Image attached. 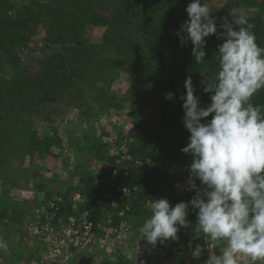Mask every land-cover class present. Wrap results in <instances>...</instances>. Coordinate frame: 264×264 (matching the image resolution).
Wrapping results in <instances>:
<instances>
[{"label":"trees","instance_id":"obj_1","mask_svg":"<svg viewBox=\"0 0 264 264\" xmlns=\"http://www.w3.org/2000/svg\"><path fill=\"white\" fill-rule=\"evenodd\" d=\"M189 3L191 0H0V142L20 135V128L26 120L36 125L42 123L39 118L48 122L46 115H42L43 100L74 109L80 120L79 134L72 135L74 131L67 129L64 137L62 135L65 134H60L56 128L53 134L46 131V137L39 138L37 144H28L25 159L19 166L13 167L15 164L9 161L10 150H2L0 171L4 181L0 185L5 188H0L1 211L7 206L3 203L7 193L5 185H16L18 179L24 178L23 167L28 172L38 166L40 158H59L52 152L55 146L64 156L69 154L68 158L81 159L83 145L87 142L88 151L96 149V163L82 171L75 184L67 185L61 181L62 187L57 193L63 199L58 203L56 219L74 212L75 192L84 194L87 200L78 206V210H88V218L96 225L101 224L98 230L101 240H107L109 229L119 228L124 221L130 226L125 235L132 241L130 246L125 250L116 248L114 260H101L98 264H137L132 249L136 247L138 236L141 238L138 228L150 216L147 194L157 193L158 199L166 198L172 206L179 203L172 189L165 190L166 183L173 182L178 165L190 166L192 162L191 154L181 151L187 146L190 136L183 125V101L180 99L186 95L185 81L189 77L192 79L200 106L209 105L212 93L203 91L205 85L202 82L214 76L218 68L217 46L224 42L222 38L217 39V35L205 38V63L196 64L191 41L181 46L176 35L188 18L185 9ZM233 3L253 7L254 13L247 18L255 25L257 44L264 47L261 37L264 34V0ZM111 12L116 18L110 20L107 13ZM220 18H215L217 34L223 31L220 24L224 19ZM103 25L108 26L105 34L104 31L99 35L92 32L95 26ZM234 30L238 28L234 26ZM39 32L41 36L36 43L41 42L42 47L33 45L32 49V40ZM81 35H90V38L81 41ZM36 53L43 56L35 58ZM28 54L29 59L26 58ZM35 61L36 65L30 68L29 64ZM128 74L137 77L128 83L124 92L116 91L121 78ZM169 92L173 93V99L166 100L165 95ZM92 101L104 105V114L108 117L123 116L121 124L126 129H105L107 132L104 134L101 131L97 133L95 128L90 131L89 126L94 121L97 127L101 123L99 110H95ZM251 102L264 105V89L259 90ZM211 118L210 115L206 119ZM111 133L117 135V143L124 140L131 143L132 160L122 165L114 162L110 154L111 143L106 140ZM72 136H75L73 140L70 139ZM147 156L153 161L168 164L172 171L135 165L136 158ZM8 162L12 166L8 167ZM64 162H68L67 159ZM82 164V161L77 163V168ZM126 168L131 171L128 183L136 185L142 194L123 196L117 192L114 184L120 181V175ZM53 180L57 179L36 183V200L41 203L53 200L50 197L53 190L48 189V182ZM197 182L201 187L199 180ZM108 192L116 195L112 199L106 198ZM194 195L195 190L188 194V201ZM197 211L189 206L188 225L180 227L177 240L157 243L165 251L162 259L153 258L152 245L139 240V253H151L152 256H147L150 261L146 257L144 261L150 264H204L209 252L205 255H200V252L208 247L210 239L203 233H194ZM108 240L112 241L111 237ZM116 245L120 246V242ZM221 246L210 240V249L218 255ZM84 260L83 255L77 254L72 264H82Z\"/></svg>","mask_w":264,"mask_h":264},{"label":"clouds","instance_id":"obj_2","mask_svg":"<svg viewBox=\"0 0 264 264\" xmlns=\"http://www.w3.org/2000/svg\"><path fill=\"white\" fill-rule=\"evenodd\" d=\"M185 11L188 19L176 35L181 46L191 41L196 64L205 63V38L217 35L224 41L217 46L214 76L202 82L203 91L212 93L211 103L200 106L190 77L180 97L183 125L190 133L181 151L192 156L187 190L195 195L174 206L166 198L148 200L150 216L138 228L140 240L152 246L177 240L191 206L198 210L194 233L223 245L220 255L209 250L204 264H264V105L251 102L264 89V47L257 44L255 25L242 8L230 9L232 21L225 18L219 34L208 0H191ZM165 99H173V93ZM7 249L0 237V251Z\"/></svg>","mask_w":264,"mask_h":264},{"label":"rangeland","instance_id":"obj_3","mask_svg":"<svg viewBox=\"0 0 264 264\" xmlns=\"http://www.w3.org/2000/svg\"><path fill=\"white\" fill-rule=\"evenodd\" d=\"M16 1L21 2L22 0H16ZM233 1H239V0H211L209 2L211 7H212V11H213V13L211 15L215 18L217 16H220L221 17L220 19L227 18V20L229 22H231L232 17L229 16L228 13H229L230 9L233 7L244 9L245 12L247 13V17H249L252 13H254L253 7L234 4ZM258 1H261V0H258ZM107 16L110 20L113 18H116L115 14L113 12L107 13ZM103 31H104V34H105V32H108V26H106V25L95 26L92 29V32L94 34L96 33V35L101 34ZM40 36H41V33L39 32L37 34L36 38L32 40V43H33L31 45L32 49H34L33 45H34V47H36V45L39 47H42L41 42L36 43L37 40H39L37 38H40ZM91 37H92V35H91ZM261 37L263 39L262 41L264 42V34L261 35ZM79 38L81 41H88L90 38V35L89 36L88 35H86V36L81 35ZM42 56H43L42 53L40 55L38 53H36V56L34 55L35 58H39ZM26 58L29 59L31 57L28 54L26 56ZM36 63H37V61L29 64V67L33 69V67L36 65ZM90 63H91V61L88 62V66L90 65ZM136 77L137 76L133 75V74H131V75L128 74V75L123 76V78H121L120 84H118L120 86L116 87V89H117L116 91L122 90L121 92H124L123 90H126L128 83ZM91 103H92V105L95 106V110H97V109L99 110L100 116L98 118H99L101 123H100V126H98V127L95 125V121L93 122L94 124L92 123L91 126H89V124H88L90 131L91 130L93 131V129L95 128L97 133H100V131H101V133L104 134V132H107L105 129H110L111 131H113V129L118 130L120 128H123L122 131H124L126 129V126L121 124L124 122L123 116H120L119 120L113 121L115 119L113 116L111 118V117L106 116V114H104L105 113V110H104L105 106L104 105L101 106L100 103H98V102L94 103V101H92ZM42 105L45 106L43 108L42 115L43 116L46 115V120H49L48 122H45L43 120V118H39L38 121L42 122V123L36 125V124H33V122L31 120H26L20 128V130L22 131V133L20 135H17L15 137L10 136L7 139H2L1 140L2 142H0V159H1V152L4 148H6L7 150H10L11 153L9 155V161L11 163L15 164V165H13V167L21 165L20 163L25 159L26 146H28V144H30V145L34 144V143L37 144L39 138L44 139L46 137V131H49L50 134H53V130L58 128L60 130V134L62 132H63L62 134H65V135H62L64 137L67 136L66 135L67 129H69L70 131H74L73 132L74 134H72V135H76L77 133L79 134L78 131H79L80 120H79V115H76V111L74 109H68L62 103L57 104V103L47 101V100H43ZM83 110L84 111L86 110L85 106H84ZM95 110H93V111H95ZM98 118H96V120ZM85 125H87V123ZM80 132L83 133L82 131H80ZM80 136H81L80 139L82 138V140L85 143V141H86L85 138H83L82 134H80ZM73 137H75V136L70 137V139L73 140ZM109 137H106V140L107 141L108 140L113 141L117 137V135L114 133H111L109 135ZM113 137H115V138H113ZM66 140L67 139L65 138V141ZM86 144H87V142L85 143V145H83L81 159L77 158L76 160H73L72 158H68V156H70L69 154L64 156L63 153L58 152L59 150L55 146L52 148V152H55V154L58 155L59 158L54 159L52 157H47V156L40 158L37 161L38 166L29 170L28 172H25V168L23 167L22 170H23V175H24L23 177L24 178L18 179L19 183L16 182L18 186L13 185V184L5 185L6 189L9 193H6L5 202H3V203H5V205H8V206L14 205L15 202L10 197H13V194L15 193V191H17V187L19 189H22V190L26 189L27 195L31 194L29 196L30 199H28V200L36 199L37 198L36 196L38 194L37 188H36V183H40L44 179H46V180H49L50 178H52V179L56 178L57 179V180H53V182H48V185H49L48 189H51V191L53 190V194L50 195V197H54L55 195L58 194L56 191H58V189H60L62 187L61 181L65 182L67 185L75 184L78 180L79 175L82 174L81 172L84 170H88L90 167H92V165H94V163H96V161H95L96 155H97L96 149H94L93 151L92 150L88 151V148H86ZM71 150H72V148H71ZM35 158H36V156H35ZM64 158L67 159L68 162H64V160H65ZM36 160H37V158H36ZM59 160H61V162ZM78 161L79 162L82 161V163H83L81 165V168H77V163H79ZM7 165H8V167L12 166V164H10L9 162ZM67 165H68V167H67ZM83 165L85 168L83 167ZM26 173H28V174H26ZM58 173H60V174H58ZM4 176L8 177V175H4ZM58 179H59V181H58ZM3 181L4 180L1 176V171H0V184L3 183ZM24 181H27V183H24ZM22 185H23V187H22ZM79 185H82V183ZM0 186H1L0 188H2V189L5 188V187L3 188V185H0ZM32 188L35 189L34 194L31 193ZM22 194H23V192H22ZM19 202H20V200H19ZM22 203L26 204L27 202H22ZM139 240H140V237L138 236V238L136 239V247H135V249H132V251L134 253L133 255L136 256V258L134 256V261H137L139 259V261H138L139 263H137V264H148V263L150 264V262H148L150 260L147 256L148 255L151 256V253L150 254L148 253L147 255H146V253H143L144 255L139 253V252H141L137 246V242ZM129 242H132V241L129 240ZM129 242L125 245V247H127L129 245ZM116 246L117 245H115L114 247L120 248L119 245L117 247ZM150 247L153 249V252H154V253H152L153 258L155 257V259L157 258V260H160L164 257L163 256V254L165 253L164 248L161 249L158 244H156L155 246H150ZM121 248L124 249V245ZM21 249L24 250L25 247H21ZM209 250H211V249H209ZM116 251H118V250H116ZM114 254H115V252H113V250L110 249V250H108V254H106L105 256H104V254H101L100 256L102 258L107 257L106 261L109 262L111 256ZM13 255H14V253H13ZM144 258L148 259V261L147 260L144 261ZM132 259H133V257H132ZM165 264H167V263H165Z\"/></svg>","mask_w":264,"mask_h":264},{"label":"built area","instance_id":"obj_4","mask_svg":"<svg viewBox=\"0 0 264 264\" xmlns=\"http://www.w3.org/2000/svg\"><path fill=\"white\" fill-rule=\"evenodd\" d=\"M114 118V120L112 119L113 121L120 119V117ZM116 140L115 138L113 141H110V154L115 159L114 162L116 164L122 165L124 162L133 159V155L131 154L132 145L125 140L121 143H117ZM134 163L137 166L147 165L172 171L168 164L153 161L150 156L136 158ZM188 168L189 165L187 164L178 165L177 170H175V179H173V182L167 181L166 183L167 188L165 190L172 189L177 194L179 202H188V194L194 191L187 190V180L190 175ZM120 176V181L114 184L117 187V192L120 191L123 196H129L131 193L135 195L142 194L136 185L131 186L128 183L131 177L129 168H126ZM196 183L199 187V183L197 181ZM31 193H35L34 189ZM115 195V193L108 192L105 197L112 199ZM147 196L149 200L158 199L157 193H149ZM62 199L63 197L58 194L53 197V200H45L39 203L37 207L30 211L22 223L24 232L29 235L32 242L37 243V257L34 264H72L77 254L98 256L99 254L97 253H101V251L108 252V247L111 244L125 242V235L130 229L126 221L122 222L119 228L109 229V232L106 233L107 240H101L98 232L101 224L98 223L96 225L88 218V210H78V206L84 205L87 200L86 196L81 193L76 195L75 200L77 203H75V208H73L74 212L56 219V211L59 210L58 203ZM126 206L129 209V206ZM108 237H111L112 241H109ZM207 243L208 247L202 249L200 255H205L210 249V240ZM138 261L139 259L137 263H139Z\"/></svg>","mask_w":264,"mask_h":264},{"label":"crops","instance_id":"obj_5","mask_svg":"<svg viewBox=\"0 0 264 264\" xmlns=\"http://www.w3.org/2000/svg\"><path fill=\"white\" fill-rule=\"evenodd\" d=\"M24 183H27V181H24ZM7 193L9 192L7 191ZM30 195H27L26 189L22 190L17 187V191H15V193L13 194V197H10L15 202V203L13 202L14 205L11 206L7 205L5 209H3L2 211H1L2 207H0V237H3V239L8 243L7 251H0V264H34L35 263V259L37 257L36 254L37 243L32 242L29 238V235L25 233L24 230L22 229V223L26 219L30 211L39 205V202L35 203L37 201L36 199L28 200L30 199L29 198ZM18 199L20 200V202ZM22 202H27V203L24 204ZM131 236H133L132 232H131ZM124 240L126 243L125 242L120 243V248L124 245V250H125V245L129 242V239L125 238ZM130 243L131 242H129V244ZM21 247H25V249L22 250ZM109 247L112 248L113 252L116 251V248L113 247V245H110ZM109 247L108 249H110ZM120 248L117 247V249ZM97 254H103V252L101 251V253H97ZM106 254H108V252L104 253V256ZM114 256L115 255L111 256L109 262L114 260ZM83 258L85 260L82 262V264H98L99 261L101 260L104 261L107 260V257L102 258L100 255L98 256L83 255Z\"/></svg>","mask_w":264,"mask_h":264}]
</instances>
